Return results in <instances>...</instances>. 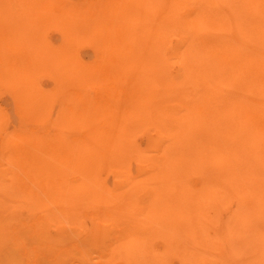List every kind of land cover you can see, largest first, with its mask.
<instances>
[{"label": "bare ground", "instance_id": "bare-ground-1", "mask_svg": "<svg viewBox=\"0 0 264 264\" xmlns=\"http://www.w3.org/2000/svg\"><path fill=\"white\" fill-rule=\"evenodd\" d=\"M24 263L264 264V0H0Z\"/></svg>", "mask_w": 264, "mask_h": 264}, {"label": "rangeland", "instance_id": "rangeland-1", "mask_svg": "<svg viewBox=\"0 0 264 264\" xmlns=\"http://www.w3.org/2000/svg\"><path fill=\"white\" fill-rule=\"evenodd\" d=\"M54 232V230H50V233L53 235V234H55V232ZM26 263H28V262H26ZM25 264V263H24Z\"/></svg>", "mask_w": 264, "mask_h": 264}]
</instances>
